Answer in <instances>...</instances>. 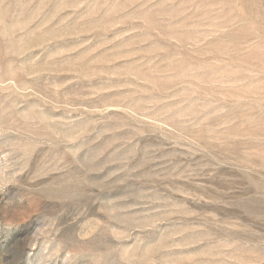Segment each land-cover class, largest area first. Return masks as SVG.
<instances>
[{
	"label": "rangeland",
	"instance_id": "1",
	"mask_svg": "<svg viewBox=\"0 0 264 264\" xmlns=\"http://www.w3.org/2000/svg\"><path fill=\"white\" fill-rule=\"evenodd\" d=\"M0 264H264V0H0Z\"/></svg>",
	"mask_w": 264,
	"mask_h": 264
}]
</instances>
